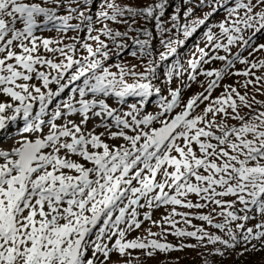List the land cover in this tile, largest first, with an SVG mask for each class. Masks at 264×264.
<instances>
[{
    "label": "snow or ice",
    "instance_id": "obj_1",
    "mask_svg": "<svg viewBox=\"0 0 264 264\" xmlns=\"http://www.w3.org/2000/svg\"><path fill=\"white\" fill-rule=\"evenodd\" d=\"M183 3V18L176 7L163 19L169 0H0V132L19 137L0 148V264H146L185 249L210 264L238 246V257L264 251V0ZM129 39L138 63L110 64ZM214 61L222 67H204ZM230 75L244 91L225 85L213 98ZM199 76L204 91L183 101Z\"/></svg>",
    "mask_w": 264,
    "mask_h": 264
},
{
    "label": "rangeland",
    "instance_id": "obj_2",
    "mask_svg": "<svg viewBox=\"0 0 264 264\" xmlns=\"http://www.w3.org/2000/svg\"><path fill=\"white\" fill-rule=\"evenodd\" d=\"M143 2L144 0H140V6H143ZM176 7H179L181 9V6L180 5H176L173 7V9L168 13L166 14V17L164 19H167L171 14L172 12L174 11V9ZM207 9H205L206 11ZM181 14V17L183 18V13H180ZM202 13L199 9L196 10V12L194 13V16H201ZM222 18L221 16H217L215 17V19H220ZM144 24V20L143 19H140V18H137V23L136 25L137 26H142ZM112 27L114 28H118L119 30L122 29V31H124V27L125 25H117V24H112L111 25ZM49 32L48 33H45L43 35V33H38V35H43L45 37H54L56 36V32L54 30H48ZM69 35H72V33H69ZM153 35H156L153 33ZM199 35V33L197 34ZM130 36H136V34H132L130 33ZM182 38V37H181ZM130 40V39H129ZM128 41V40H127ZM257 44L258 43H264V35H258L257 38H256V41H255ZM192 43L193 41H190L188 44L189 45H186L185 49L182 50L181 52V57H186L187 54H188V49L192 46ZM155 47H159L158 45V41H157V44L154 45ZM129 48H131V50H133V45L132 44H129ZM162 50V49H160ZM244 55H247V53H244ZM257 56L260 57V58H264V53H257ZM121 60H126L128 61L130 64H136L138 63V60L136 59H133L130 55H129V52L126 53V54H122L121 56H116V57H113L112 60L109 61V63H115V62H119ZM182 62H184L185 64V67H187V64L185 61L182 60ZM205 68H219V67H222V62H216L214 61L212 64H208V65H204ZM244 68V65L242 64H237L236 65V69H243ZM113 71H115L116 69L113 68L112 69ZM160 71V75L161 77H163L164 75V69L162 68ZM260 73L257 72V75H259ZM188 80V77H187V74L184 75L183 77V81L186 83ZM205 78L203 76H199L197 81L192 83L191 84V87H188V88H185V90L183 91L182 93V98H183V101H187L190 97H192L194 94H197V93H200V92H203L204 91V88H202L200 86V81H204ZM239 80V81H243L244 80V77L243 76H235V75H230V76H226L220 86L212 93V96L213 98L215 97H218L220 96V94L224 91V88H225V85H234L236 86L241 92H243L244 90L242 88L239 87L238 84H236V81ZM131 82V81H130ZM159 83V82H157ZM181 84V80H178V79H174L170 85L171 88H176L178 85ZM205 87L207 86L206 83L204 85ZM53 88V87H52ZM249 92H252L253 89L251 87H249L248 89ZM67 92L62 96L63 97H66L67 96ZM164 94L166 95L167 94V89L164 90ZM258 99L260 100H264V95H258L257 96ZM7 98L5 96H2L0 95V100H6ZM139 98H129V103H132L134 102L135 100H137ZM151 99V98H150ZM159 97H153L148 106H147V110L148 111H153L154 110V105L156 104V102L158 101ZM55 103L56 101H53V107L55 106ZM109 103L112 104L113 107L116 106V103L114 100H109ZM207 102H205L206 104ZM205 104H201L200 105V108L197 109V112H200L203 110V108L205 107ZM176 111H179V109H177ZM245 111H247L245 109ZM45 119H47V117H45ZM71 119H74L76 120L77 123L80 122V118L79 116H73L71 117ZM22 122V121H21ZM63 121H58V123H62ZM98 123V121L96 120H92L88 123L87 125V128L88 129H91L93 127V124H96ZM230 123H235V121H230ZM9 133H12L14 131L13 127L11 125H9L8 127V130H7ZM97 132H101L103 131L102 128H97L96 129ZM45 132H47V129H45ZM19 139L18 136H12L11 138H8V139H5V134L0 132V148H4V149H9V148H12L14 146V142ZM109 143H122V141H109ZM72 159L74 160H79L80 158L79 157H76V156H73ZM80 162H83V161H80ZM90 166V165H89ZM191 199H193L194 201L196 200V197L195 196H192L190 197ZM225 199H232L231 197H226ZM180 211H187L186 209H178ZM195 211V210H193ZM205 213L207 211H209V209H204L203 210ZM217 212L220 211L219 208L216 209ZM163 214V209H160L158 211H155L153 213V219H159L161 217V215ZM179 219V218H178ZM219 217H217V222L219 221ZM257 221L256 220H252V221H249L248 224H247V227H252L254 224H256ZM192 225H195L197 227H204L206 228L209 232H214V233H217V234H221V233H218L216 229L214 228H211L206 222H202L198 219H192ZM234 226V225H233ZM149 227V225L147 223H145L142 228L136 232H133L128 238L131 239V238H134L135 236L137 235H141L144 233V229ZM188 230H194L191 226H188ZM152 231L154 232H158L159 229L158 228H155L153 227L152 228ZM168 241L173 243V244H177L179 241L176 237L174 236H171L169 235L167 237ZM186 243H191V244H195L196 241L195 239H186L185 240ZM253 243H257L256 241H253ZM217 247H219V245H217ZM259 247V245H258ZM241 248L242 246H238L237 249H236V252H233L231 253L230 255H227L226 257H219V256H208L207 259L208 261L210 262V264H241L242 262H248V264H262V262H264V251H260V252H246L243 256H237L236 253H238L239 251H241ZM205 249H199V252H204ZM208 251H211V246H209V249ZM179 257V264H203V260L201 258V256L198 254V251H194L192 249H185L184 251H179V252H172L170 254H168V256L166 257L165 255L163 254H157L156 258L155 259H151V260H147L146 261V264H164V262L168 259H172L174 260L175 258ZM118 259L117 256H113V260H116ZM257 262V263H256Z\"/></svg>",
    "mask_w": 264,
    "mask_h": 264
},
{
    "label": "trees",
    "instance_id": "obj_3",
    "mask_svg": "<svg viewBox=\"0 0 264 264\" xmlns=\"http://www.w3.org/2000/svg\"><path fill=\"white\" fill-rule=\"evenodd\" d=\"M169 4H170V6L166 9V11H165V17H166V14H168L172 9H173V7L174 6H176V5H180L181 6V12L180 13H183V11L186 9V7H187V5H184V3H183V0H169ZM164 17V18H165ZM163 18V19H164ZM134 27H136V28H140V29H148V30H150V31H152V33H154V34H156V32H157V30H156V27H155V21H145L144 20V24L142 25V26H137L136 24L134 25ZM124 29L126 30L127 29V25H125V27H124ZM124 30V31H125ZM120 31H122V29L120 30ZM130 33H132V34H136L137 35V33L135 32V31H133V32H130ZM141 38H143V37H141ZM127 43H128V45L129 44H132V41L131 40H128V41H126ZM153 44L155 45V44H157V41L156 40H154L153 41ZM184 49V48H183ZM183 49H181L180 51L182 52V50ZM249 263V261L248 262H242L241 264H248ZM257 263V262H256Z\"/></svg>",
    "mask_w": 264,
    "mask_h": 264
}]
</instances>
